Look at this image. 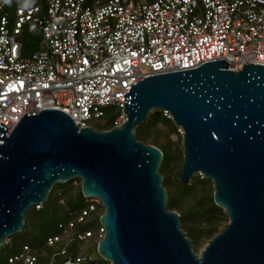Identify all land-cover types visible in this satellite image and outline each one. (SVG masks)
I'll list each match as a JSON object with an SVG mask.
<instances>
[{
    "label": "water",
    "instance_id": "water-1",
    "mask_svg": "<svg viewBox=\"0 0 264 264\" xmlns=\"http://www.w3.org/2000/svg\"><path fill=\"white\" fill-rule=\"evenodd\" d=\"M124 96L126 119L109 129L79 128L60 109L25 113L9 135L0 123V249L56 184L79 178L84 196L105 208L106 232L91 260L264 264V63L233 70L225 59L207 61L148 76ZM157 108L183 130L180 181L195 173L211 179L229 218L200 253L181 214L168 208L162 149L137 138Z\"/></svg>",
    "mask_w": 264,
    "mask_h": 264
},
{
    "label": "built area",
    "instance_id": "built-area-1",
    "mask_svg": "<svg viewBox=\"0 0 264 264\" xmlns=\"http://www.w3.org/2000/svg\"><path fill=\"white\" fill-rule=\"evenodd\" d=\"M25 34L40 36L46 47L24 55ZM220 59L233 70L264 63V0H0V123L9 135L25 113L60 109L83 128L116 106L113 126L121 125L124 95L137 82ZM85 201L47 238L58 249L39 253L24 245L6 264L82 263L86 256L68 246L98 242L106 232L101 223L74 232L105 210L99 198Z\"/></svg>",
    "mask_w": 264,
    "mask_h": 264
},
{
    "label": "trees",
    "instance_id": "trees-1",
    "mask_svg": "<svg viewBox=\"0 0 264 264\" xmlns=\"http://www.w3.org/2000/svg\"><path fill=\"white\" fill-rule=\"evenodd\" d=\"M161 123L171 125L172 130L177 131L178 126L174 123L172 118L167 117V115L164 114V110L157 108L156 110L150 112L147 119L137 127V138L146 140L147 134L158 130V125ZM113 124L114 119L112 121L105 122L99 129H109L113 126ZM160 148L163 151V160L160 165V171L164 176V185L169 188L168 208L175 209L177 207L182 210L180 217L182 228L185 231H188H186V233L192 241H198V239L205 237L211 238L219 231V224L224 220V218H227L223 208L215 203L213 192H207L206 194L202 193L200 195L197 193V188L200 185L202 186V189L204 188L206 191V189H208V184H211V179L204 176L200 178V173H195L188 184H182L177 175L174 180H171V171L173 169L172 164L178 159V149H174L171 143L160 146ZM171 181H173L172 184L174 187L172 189L170 188ZM70 183L71 182L59 184L63 187ZM55 186L52 191L55 190ZM66 193L68 194V197L65 202H60V197L56 195V192H54L48 205L44 203L40 209L33 206L27 211L26 222L23 230L18 235L10 237V242H4L2 245L0 252L3 248H5V250H7V258L4 262L0 259V264H6L8 257L21 252L24 245L31 246L33 249L38 250L39 253L42 249L49 253L56 250L53 247L46 245L47 238L51 235L61 233L63 230L59 226L60 223H68L71 219L76 217L81 208L87 205L85 201L86 197L84 196L81 187L75 196H73L72 193H68L67 190ZM190 195L197 198L196 202L190 203L188 206H183L182 202H184V200ZM98 210L93 212L91 218L85 224L77 223L74 232L83 229L91 230L96 228V226L100 223V216L102 215L98 212ZM53 225L56 227V231L51 233L50 228H52ZM32 233H35L36 240L24 242L19 241V235L29 236ZM94 247H96V244ZM68 249L75 256L78 255V242L73 241V243L68 246ZM58 259L60 261L63 260L61 256H58ZM87 259L91 262V264H110V262L104 258L91 260L88 257ZM45 260L46 259L44 257H40V262H44Z\"/></svg>",
    "mask_w": 264,
    "mask_h": 264
},
{
    "label": "rangeland",
    "instance_id": "rangeland-1",
    "mask_svg": "<svg viewBox=\"0 0 264 264\" xmlns=\"http://www.w3.org/2000/svg\"><path fill=\"white\" fill-rule=\"evenodd\" d=\"M10 10L13 11V8H10ZM21 39L23 40V42L25 44L24 55H30L32 53V51H34V49H39V48H42V47L43 48L46 47L45 45L39 44L40 41H41V37L38 36V35L37 36H32V35H29V34L28 35H23ZM106 112H107V114L105 115V117L93 118V119H91L89 121V123L91 125H93L95 128L99 129V128L102 127V125L105 122L112 121L114 119V117L120 113V109L117 108L116 106H108L106 108ZM164 114L167 115V117H170L168 115V113H166L165 111H164ZM142 141H144L146 143H150V144L156 145L158 147L171 143L172 147L174 149H178L179 156H178V159L176 161H174V163L172 164L173 169L171 171V174H172L171 180H174L175 176L176 175L178 176L179 171L181 170L182 165H183V161H184L182 128L178 126L177 131H173L171 125H166L164 123H161V124L158 125V130L152 131L149 134H147L146 140H142ZM202 177H203V175L200 174V178H202ZM69 182H71V183L68 184L67 186H63V187L60 186L61 183L60 184L59 183L56 184L55 190H53L51 192L50 197L47 200L46 204L47 205L49 204L54 192H56V195H58L60 198L62 197L64 199V202L67 200V197H68V194L66 193V190L68 191V193H72L73 196L77 195V193L79 192L80 187H81V179L77 178V179H73V180H71ZM172 182L173 181H171V183H170V188L171 189L174 188ZM182 184H184V183H182ZM166 188H167V186H166ZM207 188L208 189H206V191H205L204 188L202 189V186L200 185L197 188V193L200 195L202 193L206 194L207 192H214V187H213V181L212 180H211V184H208ZM168 190H169V188H167V191ZM59 193H61V195ZM60 198H59V200L61 202ZM196 200H197V198L195 196L190 195V196H188L187 199L184 200V202H182V205L183 206H188L190 203H195ZM173 210H177L180 214L182 212V210L177 208V207L175 209H173ZM98 212H100V214H102L104 212V210L100 208L98 210ZM228 219L229 218L227 216V218H224V220L219 224V230L224 226L225 223H227ZM204 224H205V222H204ZM55 231H56V227L53 225L52 228H50V232L54 233ZM209 239L210 238L205 237V238L198 239V241L194 240L193 244H194L195 251L197 253H200L201 250L203 249V247L205 246V244L208 242ZM34 240H36L35 233H32L29 236H27V235H24V236L19 235V241L20 242L34 241ZM8 242H10V238L5 239V243H8ZM95 244L97 246V241H96L95 237L92 238L89 241H83L80 244L78 243L77 254H81L82 253V254H84L86 256V259L83 260L82 264H91V262L87 258L89 257L91 252L96 248V247H94ZM53 248L54 249H58L59 247H53ZM6 251L7 250H5V248H3L1 250V252H0V259L2 260V262H4L6 260V258H7ZM50 253H52V251Z\"/></svg>",
    "mask_w": 264,
    "mask_h": 264
}]
</instances>
